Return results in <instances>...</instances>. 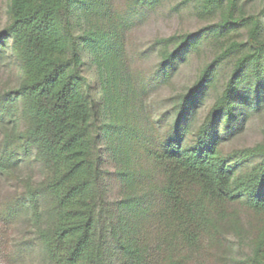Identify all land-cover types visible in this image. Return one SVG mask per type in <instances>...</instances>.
Returning a JSON list of instances; mask_svg holds the SVG:
<instances>
[{"label":"trees","instance_id":"trees-1","mask_svg":"<svg viewBox=\"0 0 264 264\" xmlns=\"http://www.w3.org/2000/svg\"><path fill=\"white\" fill-rule=\"evenodd\" d=\"M155 1L133 0L126 18L134 19ZM203 1L212 9L223 2ZM229 2L234 6L237 0ZM9 10L10 23L0 31V64L10 40L23 76L0 93V178L17 180L16 193L0 204V212L4 224L12 225L7 242L18 256L39 248L42 264H146L149 243L142 231L154 220L151 196L114 195L126 171L114 178L103 168L107 159L131 149L163 168L152 199L167 200L174 231L183 232L189 244L197 237L188 228L210 220V207L219 212L228 203H244L264 210V148L260 161L242 173L237 171L245 152L232 157L221 150L225 136L240 130L248 113L264 103V3L244 42L249 54L235 64L207 117L197 119L198 104L212 87L219 57L180 96L175 118L160 139L150 128L141 135L122 130L119 143L106 151H100L107 145L102 138L115 142L116 125L100 129L104 111L91 95L89 75L99 69L105 52H113L112 26L119 15L110 0H10ZM229 24L224 20L213 34L221 36ZM200 38L190 34L179 41L159 77H170ZM22 117L27 127L20 131ZM25 160L43 171L39 182L19 176ZM135 220L140 221L136 228ZM18 222L30 235L15 237Z\"/></svg>","mask_w":264,"mask_h":264},{"label":"rangeland","instance_id":"rangeland-1","mask_svg":"<svg viewBox=\"0 0 264 264\" xmlns=\"http://www.w3.org/2000/svg\"><path fill=\"white\" fill-rule=\"evenodd\" d=\"M132 1L110 0L113 13L119 15L112 26L113 52H105L99 69L90 70L91 95L104 111L100 129L104 130L110 123L116 125L115 142L110 143L103 136L101 144L107 145H101L100 151L112 149L119 143L122 130L141 135L145 128H150L155 139H160L175 118L173 111L180 96L193 85L202 70L219 57L212 87L198 104L197 119L201 121L207 117L224 91L235 64L249 54L244 42L264 3V0H237L232 6L229 0H223L219 8L212 9L203 0H156L134 19H127L126 12L132 8ZM9 4L10 0H0V31L10 23ZM224 20L230 22L229 28L218 37L213 30ZM231 22L236 24L231 25ZM190 34H201V38L181 55L170 77L160 78L159 71L166 63L164 59ZM10 44L9 40L0 64V93L18 84L23 76L19 52ZM26 120L21 118L20 131L26 129ZM263 148L264 103L251 110L242 128L225 136L221 144L224 155L233 157L245 152L237 173L259 162ZM103 168L114 178L122 168L126 171L122 187L118 182L114 195L118 196L119 191L135 193L140 200L145 193L151 196L149 202L155 207L154 220L142 231L149 243L146 264H264V210L256 211L244 203H228L219 212L210 207L207 210L210 220L188 228L197 237L195 244H189L183 239V232L174 231L175 220L170 204L165 203L167 200L154 202L152 199L155 184L162 179L163 168L143 158L141 150L133 149L123 156L107 159ZM18 174L37 183L43 171L37 163L25 160L19 165ZM16 183L17 180L0 178V204L16 193ZM184 191L188 192V187ZM139 222L134 221L135 228ZM4 223L0 212V264H42L39 248L24 257L17 255L18 249L8 246L7 235L12 225ZM16 227L13 231L18 239L21 233L29 231L19 222Z\"/></svg>","mask_w":264,"mask_h":264}]
</instances>
